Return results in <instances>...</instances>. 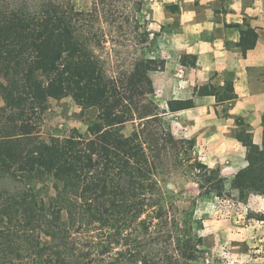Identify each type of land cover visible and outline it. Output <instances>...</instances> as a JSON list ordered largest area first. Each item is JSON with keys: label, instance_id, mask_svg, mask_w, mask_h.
<instances>
[{"label": "trees", "instance_id": "16d2710c", "mask_svg": "<svg viewBox=\"0 0 264 264\" xmlns=\"http://www.w3.org/2000/svg\"><path fill=\"white\" fill-rule=\"evenodd\" d=\"M77 2L0 0V94L6 103L0 108V264L11 263L9 255L24 245L28 249L42 233L55 242L59 264H94L87 256L64 257L70 254L68 229L102 224L122 234L147 208L159 205L158 174L170 150L179 156L186 146L195 149L194 140L176 138L161 118L152 74L164 69L165 61L144 55L149 29L136 20L141 56L115 71L101 54L107 43L98 25L101 0L93 9H81ZM257 38L249 31L242 46L253 48ZM199 94L216 96L219 103L237 99L232 83L224 94L214 85ZM69 96L98 109L96 122L88 134L74 131L43 139L51 99ZM193 107V100L177 104L179 109ZM136 121L137 131L127 137L126 125ZM238 123L236 135L248 148L251 165L239 172L233 186L242 196L264 194V146L254 144L243 120ZM192 169L201 196L222 191L225 178L219 169L200 159ZM43 176L56 182V194L48 199L32 185ZM184 243L183 253L169 256L170 264L197 261L194 239Z\"/></svg>", "mask_w": 264, "mask_h": 264}, {"label": "rangeland", "instance_id": "374dc122", "mask_svg": "<svg viewBox=\"0 0 264 264\" xmlns=\"http://www.w3.org/2000/svg\"><path fill=\"white\" fill-rule=\"evenodd\" d=\"M96 1L78 0L77 5L81 9H93ZM140 1L143 2L142 11L137 12ZM157 1L101 0L103 10L98 25L105 32L107 41L101 54L110 69L120 71L141 56V50L136 46V20L151 32L153 7ZM177 9V6L169 7V11L173 12ZM5 105L0 94V108ZM98 113V109L87 108L72 96L53 98L44 115L42 138H64L74 131L88 134ZM139 124V121L128 123L125 135L133 136ZM246 130H249L247 126ZM170 152L158 174L161 181L158 206L147 208L122 234L102 224L83 228L77 224L69 228L65 242L70 254L64 257L87 256L95 259L94 264H170L169 256L183 253L185 239L192 238L194 243H191V248L197 259L194 264H264L258 259L256 249L250 252L247 242H232L228 238L231 227H244L251 220L262 218L264 212L259 205L256 208L249 205H254L257 196L264 194H236L227 188L225 180L222 191L214 193V196L208 195L210 197L201 196V186L195 175L197 170L192 169L196 159H199L195 149L186 146L179 156L175 155V150ZM55 184V180L48 176L32 182L46 199L56 194ZM160 208H163V214L159 213ZM217 233H223L221 240L217 238ZM51 240L50 236L42 233L40 240H36L31 247L27 249L24 245L23 249L9 255L12 262L8 264H59L57 248ZM132 256L138 261L134 263Z\"/></svg>", "mask_w": 264, "mask_h": 264}, {"label": "crops", "instance_id": "0c3cea01", "mask_svg": "<svg viewBox=\"0 0 264 264\" xmlns=\"http://www.w3.org/2000/svg\"><path fill=\"white\" fill-rule=\"evenodd\" d=\"M171 6L177 11H169ZM153 9L145 56L165 61L164 69L152 74L161 118L176 138L194 140L203 164L219 169L227 188L240 194L234 179L251 165L248 148L236 135L240 119L254 144L264 146V0H158ZM249 31L258 38L246 50L242 42ZM230 83L235 101L219 103L216 96L199 94L208 85L224 94ZM189 100L193 108H177ZM257 197L249 206L258 204L264 212V196ZM217 235L221 240L223 233ZM228 238L247 242L264 262V221L231 227Z\"/></svg>", "mask_w": 264, "mask_h": 264}]
</instances>
